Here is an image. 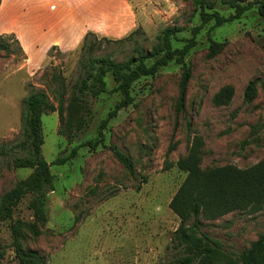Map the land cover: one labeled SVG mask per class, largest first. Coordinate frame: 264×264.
<instances>
[{"label":"rangeland","instance_id":"obj_1","mask_svg":"<svg viewBox=\"0 0 264 264\" xmlns=\"http://www.w3.org/2000/svg\"><path fill=\"white\" fill-rule=\"evenodd\" d=\"M123 1L124 21L117 20L114 12L95 16L103 33L88 30L80 40L76 36L69 42L65 37L72 32L71 10L77 1L0 0V35L9 46V52L0 50V145L24 143L21 101L25 96L46 92L57 106L58 89L69 91L76 83L83 72L81 47L88 32L96 33L98 40H93L99 41L94 56L110 53L122 61L136 54L137 46L151 53L159 35L171 26L182 28L173 39L174 47H182L201 23L191 0ZM213 1L223 16L234 12ZM48 2V9L31 6ZM54 18L60 25L42 30ZM212 25L200 30L186 58L192 78L185 112L176 110L182 70L173 61L155 76L136 81L133 103L108 124L107 145L116 144L132 158L135 176L102 145L82 146L77 157L52 164L74 146L97 138L101 121L120 95L89 97L92 120L73 135L72 143L59 112L44 111L43 155L52 164L55 178L54 190L48 194V220L37 223L29 207L32 196L24 197L13 218L0 221V264H20L16 233L45 264H175L181 254L174 240L180 218L169 203L187 176L177 166L178 160L188 154L194 139L202 140L203 169L233 165L244 170L264 164V16L255 6L239 19ZM52 39L58 43L51 44ZM212 40L221 43L216 53L210 48ZM251 81L258 83V92L252 102H246L244 92ZM107 82L109 88L114 86L111 75ZM225 88H230L231 97L219 104L217 96ZM61 128L66 133L60 134ZM17 155L26 152L17 150ZM169 164L172 167L166 169ZM32 171L15 167L10 156L1 155L0 199ZM201 226L222 242L225 251L237 256L264 233V207L217 218L202 214Z\"/></svg>","mask_w":264,"mask_h":264},{"label":"trees","instance_id":"obj_2","mask_svg":"<svg viewBox=\"0 0 264 264\" xmlns=\"http://www.w3.org/2000/svg\"><path fill=\"white\" fill-rule=\"evenodd\" d=\"M194 9L199 10L201 23L192 29V37L182 47H174L173 39L182 30L179 26L165 28L159 35V42L151 53H144L136 47V54L129 58L116 61L112 54L94 56L99 41H94L97 34L88 32L83 40L81 52L82 75L69 91L58 89L56 98L58 105L52 104L46 94L31 93L21 101L24 143L9 147L0 145V156H10L15 167L33 168L32 173L13 189L6 192L0 199V221L12 219L15 208L20 201L30 194L29 207L37 223H46L48 194L54 190L55 178L51 170L52 164H65L77 157L82 146L96 149L100 145L108 146L115 158L132 176L136 175L132 158L116 144L107 145L105 130L119 111L134 101L132 89L136 81L144 76H155L162 67L175 62L180 65L182 75L179 83V94L176 104L177 112H185L188 85L192 78V70L186 61L190 50L197 44L196 37L203 27L213 22L212 28L241 18L247 11L258 7L264 16V0H253L244 3L242 0H219L234 10L229 16H223L215 9L213 0H191ZM0 35V50L9 52V46ZM56 46H52V49ZM211 51L216 53L221 43L212 40ZM154 57L152 63L149 59ZM111 75L114 82L108 87L107 76ZM264 89V81L262 82ZM230 88L223 89L217 96L219 104L230 99ZM60 90V91H59ZM258 83L251 81L245 88L244 100L252 102L257 96ZM103 94L121 96L120 101L108 112L98 128L95 140H88L74 146L65 155H59L52 164L43 155L45 143L43 133V113L46 109L57 110L65 124L69 142L73 135L84 130L92 120L89 97ZM62 128L60 134H64ZM202 140L194 139L188 154L179 159L177 166L187 172L169 207L180 218V225L175 232V247L181 249L175 264H264V233L241 254L234 256L225 251L221 241L203 232L201 215L217 218L235 210L256 212L264 207V164L249 169H239L233 165L203 169ZM18 151L26 152V156L17 155ZM172 147L169 148V152ZM171 164L167 165L169 169ZM147 181V178L144 177ZM14 247L20 264H45L43 257L36 250L27 249L15 235ZM166 264V263H164Z\"/></svg>","mask_w":264,"mask_h":264},{"label":"crops","instance_id":"obj_3","mask_svg":"<svg viewBox=\"0 0 264 264\" xmlns=\"http://www.w3.org/2000/svg\"><path fill=\"white\" fill-rule=\"evenodd\" d=\"M73 1H77V3L76 5H72V10H71L72 32L70 36H68L69 38L65 37V39L69 42L75 40L76 36H78L77 39L80 40V38H82L83 35L88 30H94L103 33V31H101L102 29L101 25L98 23V21L95 22L93 18L101 17L104 16L105 14H108L109 16V12H114L115 15L117 16V20L124 21V18L122 17L126 14V12L124 10L125 5L123 0H92V1L73 0ZM62 2H64V0H62ZM48 5L49 2L45 3V5L41 7L33 6L31 4L33 8H38V9H45V7L48 9ZM23 14L25 13L23 12ZM55 19L56 18L53 19L51 25L48 24L45 28H42V30H45L46 28H53V26H59L60 24H57L56 21L57 19L56 20ZM40 27H43V25ZM50 43L57 44L58 42L56 39H52Z\"/></svg>","mask_w":264,"mask_h":264}]
</instances>
